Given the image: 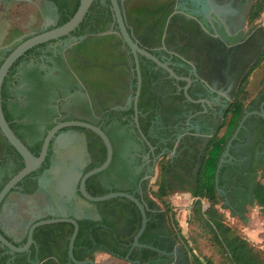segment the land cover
Segmentation results:
<instances>
[{
    "label": "flooded vegetation",
    "instance_id": "flooded-vegetation-1",
    "mask_svg": "<svg viewBox=\"0 0 264 264\" xmlns=\"http://www.w3.org/2000/svg\"><path fill=\"white\" fill-rule=\"evenodd\" d=\"M118 1L126 29L138 47L136 51L130 49L120 34L110 1L99 0L75 31L30 49L13 64L3 83L2 105L6 88L9 94L6 102L25 124L21 128L24 134L21 141L31 152L41 142L43 146L48 132L59 122L80 120L100 127L116 152L115 169L102 175L101 184L112 189L115 183L117 191L112 192L131 190L133 195H141V186L149 190L148 183L163 157L172 165L170 180L187 183L198 174L209 140L231 114V105L242 86L251 79L252 70L261 64L264 24L254 10L257 0ZM79 6L80 0H0V67L23 42L67 23ZM140 51L166 64L182 80H176ZM139 72L141 92L137 99ZM186 78L191 80L188 93L193 100L213 103L214 109L208 114H202L203 109L183 105L185 101L180 98L185 96ZM136 102L139 122L140 118L155 115L151 134L161 138L163 148L156 147L154 154L139 132V136L136 134ZM262 107L264 86L245 113L261 111ZM262 121L264 119L258 115L247 119L239 139L234 142L232 158L224 164L227 169L221 175L224 183L220 188L223 192L219 193L238 214L241 213L237 208L247 213L257 206L253 186L264 181V148L258 144ZM51 124L54 126L47 130ZM197 126L205 140L192 142L190 137L180 140L186 133L193 135ZM69 132L82 135L89 154L82 173L88 172L85 171L92 162L88 135L73 128L63 129L50 144L51 164L38 177L34 193L39 191L40 180L56 163L55 151L60 137ZM187 145H192V151L185 150ZM23 164V159L0 133V187L21 171ZM6 179L9 180L6 182ZM13 192L34 194L23 193L19 186ZM96 208L99 219L92 221L100 222L102 215ZM52 216L59 217L58 214L47 215L39 220ZM117 227L126 231L124 223ZM57 245L53 252L61 251L63 244ZM37 247L40 264H60L56 256L41 260L42 246L37 243ZM168 264H174V259Z\"/></svg>",
    "mask_w": 264,
    "mask_h": 264
},
{
    "label": "trees",
    "instance_id": "trees-1",
    "mask_svg": "<svg viewBox=\"0 0 264 264\" xmlns=\"http://www.w3.org/2000/svg\"><path fill=\"white\" fill-rule=\"evenodd\" d=\"M254 10L257 12V17L261 18L264 13V0H257ZM262 61L264 62V54L261 64H258L252 72L262 65L264 72V63ZM248 84L249 79L237 93L234 103L231 105V114L226 116L219 129L214 133L205 147L199 162L198 174L195 176L192 186L189 189H184L193 198L192 206L189 209L188 224L194 227L195 230L192 231L190 238L194 242L195 247L199 249V252H201L200 242L208 243L214 248L216 254H219L225 264H264V248L261 249L256 246L236 225L229 223L226 211H232V216L241 221L245 219L246 211L237 208L236 210L241 213L238 214L236 211L231 210V207L226 204V197L218 191V188L223 187L224 182L221 175L227 169V166L224 165L220 172L218 187L215 179L221 155L244 116L247 106L252 104L253 99H251ZM3 95V109L7 121L14 133L24 141V134L21 133V128L25 124L15 116L10 104L6 102L7 97H9L6 88H4ZM180 99L185 101L183 105H186L187 108L202 110L200 105L190 103L184 95ZM154 119V114L149 115L146 119L140 118V126L150 143L154 147L162 149L161 138L153 137L151 134ZM262 123L258 144L261 145V148H264V121ZM53 126V124L48 125L47 130H50ZM73 129L86 133L89 138V151L92 156V162L85 172L101 166L107 158V149L101 138L87 129ZM224 129L225 131L222 134V130ZM136 134L139 136L138 131ZM41 146L42 142L36 148L31 149L36 156L40 154ZM170 147L173 148V145ZM232 152L233 148L231 149ZM50 159L51 156L49 154L45 164L38 172L31 174L19 183L18 186L22 187L23 193L33 194L37 190L38 177L50 167ZM115 161L116 152H114L111 167L106 172L93 176L87 181L86 189L90 195L103 196L112 191H117L115 183H112V189L106 188L101 184L102 175L115 169ZM157 167L158 176L154 184L148 187L149 195L146 197V202L148 205L147 217L149 221L145 232L139 240L140 244L153 246L158 250L168 253L173 252L179 246L184 252L187 264H221L212 256H204L203 260L198 256H195L194 259L190 257L189 252L193 250L190 249L188 241L185 240L186 238L182 233L181 226L175 220L174 209L169 200V196L172 193L169 177L172 165L166 157H163L158 161ZM140 179L141 176L136 179V182L138 183ZM262 179H264V172L262 173ZM8 180L6 179L5 181L7 182ZM229 186H231V183ZM2 188L3 185L0 187V191ZM125 192L133 193L131 190ZM134 195L138 199L141 198L139 193H134ZM228 197L232 204L233 200L231 196L229 195ZM253 199L259 208V217L264 224L263 180L254 184ZM94 205L99 208L102 221H78L79 233L74 248V256L78 261L95 260L94 253L102 251L109 255V259L101 264H134V262H140V264H168L172 262L171 257L161 255L157 251L148 248H135L131 251L134 238L142 225L141 213L133 202L124 198H114L94 203ZM154 210L158 212H153ZM105 214L112 215L113 218L109 219ZM121 223H124L126 227L125 232L118 230L117 226ZM73 232L74 226L69 223L47 225L36 229L34 239L38 245L42 246L41 260L48 256H56L60 264H74L70 261L68 254ZM26 240L27 238L21 243H16V245L21 246ZM59 243L63 244L61 251L53 252L54 246H58L57 244ZM7 251L8 249L0 247V264H31L27 254L11 255L6 253ZM128 255L129 260H126ZM35 256L36 248L32 247L30 257L32 261L35 259ZM161 259L162 261L159 263L158 260Z\"/></svg>",
    "mask_w": 264,
    "mask_h": 264
},
{
    "label": "water",
    "instance_id": "water-1",
    "mask_svg": "<svg viewBox=\"0 0 264 264\" xmlns=\"http://www.w3.org/2000/svg\"><path fill=\"white\" fill-rule=\"evenodd\" d=\"M97 1L99 0H80V6L77 12L67 23L23 42L5 59L0 67V133L4 137L5 141H7L16 150V152L24 161V168L14 177H12L0 191V246L2 248L8 249V253L11 255L27 254L31 264H40L38 256H36L33 261L30 258L32 254V247H35L38 250L37 242L34 239V233L36 229L42 226L58 223H69L74 226V232L70 239L68 251L71 262L74 264H95V261L92 259L87 261H78L74 256L75 242L79 233L78 221L85 219H99V213L94 203L104 202L114 198H124L133 202L138 207L142 216V225L134 238L131 251L134 248H148L150 250H154L172 257L174 259V264H187L184 252L179 246L176 247L174 252L168 253L158 250L153 246L140 244L139 240L145 232L149 221L147 217L148 205L146 202V197L149 195V190H146L144 186H141L142 193L140 199H138L133 194L122 191L111 192L103 196H92L87 192V181L93 176L105 172L112 164L114 158L113 145L107 134L100 127L80 120L59 122L48 132L39 156H35L14 133L8 121L6 120L2 105V87L4 80L13 64L30 49L50 41L58 40L75 31L84 20L91 6ZM109 1L115 11L120 34L125 39V42L128 44L130 49L133 52L134 50L136 51L138 47L134 45L126 29L124 18L119 6V1ZM0 40L2 41V38H0ZM140 52L151 57L157 64L166 69L176 80H182V78L178 77L175 72L166 64L161 63L158 59L148 53L143 51ZM184 80L188 82L187 86L184 88V94L190 103L194 105H200L201 109H203L202 114L204 115L208 114L210 110L214 109L213 103L209 100H193V98L188 93L191 80L189 78ZM139 84L140 86L138 89L137 99L139 98L141 92L140 72ZM260 92L261 90L254 98H256ZM135 114V123L140 137L149 146L151 153L154 154L156 147L150 143L140 126L137 102ZM252 115H258L264 119V108L262 107L261 111L249 113L246 112L239 122L238 127L226 145L225 151L221 155L215 176L217 187L219 186V176L224 164L228 159L232 158L231 149L233 148L234 142L239 139V135L244 128L245 122ZM66 128H82L97 134L103 140L106 146V161L101 166L96 167L85 174L82 173V170L89 162V154L84 140L81 137L82 135H78L75 132H69L68 134L62 135L60 137L59 146L55 151L56 163L50 173L40 180L38 189L39 191L33 195H24L21 192L11 193L12 190L18 188L19 183H21L26 177L37 172L42 167L48 156L52 140L56 137L59 131ZM196 128L197 129L194 132L195 135L186 133L180 138V140H184L188 137L193 139L192 142H195L199 139L205 140L206 137L201 136L199 133L200 127L197 126ZM185 150L192 151V145L185 146ZM163 155L164 153L161 154V156ZM161 156H159V158ZM218 191L223 192V190L220 188H218ZM56 214H58L59 217L52 216L49 219L39 220L46 217L47 215ZM36 220L39 221L32 224ZM246 221L247 219L245 218L243 222ZM26 238L27 240L23 245H16L15 242L21 243ZM99 252L102 251L94 253V258ZM126 260H129V255L126 257ZM134 264H140V262H134Z\"/></svg>",
    "mask_w": 264,
    "mask_h": 264
},
{
    "label": "rangeland",
    "instance_id": "rangeland-1",
    "mask_svg": "<svg viewBox=\"0 0 264 264\" xmlns=\"http://www.w3.org/2000/svg\"><path fill=\"white\" fill-rule=\"evenodd\" d=\"M261 21L264 24V13L261 16ZM264 84V72H263V65L256 69L252 73V77L249 80L248 84V90L251 95V99H253L257 93L262 89ZM225 131L222 130V134ZM157 169L155 170L154 176H156ZM152 180L149 181L148 187L152 186ZM183 202V205L180 207H175L172 205L175 215V220L179 223V225L182 228V233L184 237L186 238L185 240L188 241V245L190 249L189 255L193 259L195 256H198L201 260L204 259V256H212L214 257L219 263L225 264L222 261V258H220L219 254H216L214 248H212L208 243H202L201 244V252H199V249L195 247L194 242L190 238L192 236V231H194V227L189 226L188 224V218H189V209L186 208L187 203L184 202V200H180ZM226 214L229 219L230 224L236 225L242 232L243 234L251 241L253 242L256 246L259 248L263 249L264 248V224L262 220L259 217V208L254 206L251 208L245 215V218L247 219L246 222H243L241 220H238L237 218H234L230 211H226ZM109 257H106L104 261H107ZM103 260L101 263L104 262Z\"/></svg>",
    "mask_w": 264,
    "mask_h": 264
},
{
    "label": "crops",
    "instance_id": "crops-1",
    "mask_svg": "<svg viewBox=\"0 0 264 264\" xmlns=\"http://www.w3.org/2000/svg\"><path fill=\"white\" fill-rule=\"evenodd\" d=\"M193 135H195V134H193ZM190 139H192V138H190ZM187 140H189V139H187ZM196 151H198V148L195 150V152ZM157 176H158V171H157L156 176H154V178H153V181L151 183L152 185L154 184ZM193 181H194V179L190 182H187V183L184 182L183 183V182H179L175 179L170 180V184L172 187V193L169 196V200L173 206H175V207L182 206L183 202L180 200H184V202L187 203L186 208H188V209L191 208L192 203H193V198H192L191 194L189 192L185 191L184 189H189L192 186ZM256 207H258V206H256ZM106 257H109V255L106 254L105 252L97 253L95 258H94L95 264H101V261L102 260L104 261L106 259Z\"/></svg>",
    "mask_w": 264,
    "mask_h": 264
}]
</instances>
